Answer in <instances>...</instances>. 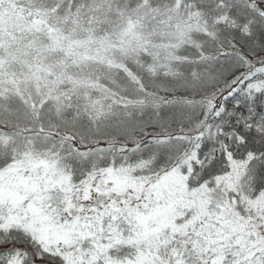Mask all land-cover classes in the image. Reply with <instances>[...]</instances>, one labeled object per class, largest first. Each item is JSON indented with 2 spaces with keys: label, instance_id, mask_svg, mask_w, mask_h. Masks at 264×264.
<instances>
[{
  "label": "snow or ice",
  "instance_id": "6c2138e0",
  "mask_svg": "<svg viewBox=\"0 0 264 264\" xmlns=\"http://www.w3.org/2000/svg\"><path fill=\"white\" fill-rule=\"evenodd\" d=\"M0 264H264V0H0Z\"/></svg>",
  "mask_w": 264,
  "mask_h": 264
}]
</instances>
